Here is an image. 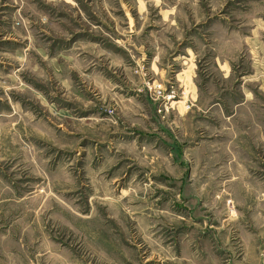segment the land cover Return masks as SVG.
Instances as JSON below:
<instances>
[{"label":"rangeland","instance_id":"rangeland-1","mask_svg":"<svg viewBox=\"0 0 264 264\" xmlns=\"http://www.w3.org/2000/svg\"><path fill=\"white\" fill-rule=\"evenodd\" d=\"M0 264H264V0H0Z\"/></svg>","mask_w":264,"mask_h":264}]
</instances>
